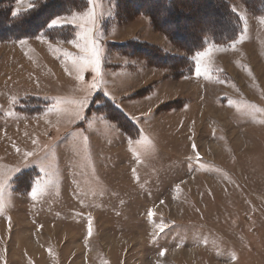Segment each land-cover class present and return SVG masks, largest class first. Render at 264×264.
<instances>
[{"label": "rangeland", "instance_id": "1", "mask_svg": "<svg viewBox=\"0 0 264 264\" xmlns=\"http://www.w3.org/2000/svg\"><path fill=\"white\" fill-rule=\"evenodd\" d=\"M196 1L188 35L239 24L190 49L88 0L71 39L0 41V264H264V9Z\"/></svg>", "mask_w": 264, "mask_h": 264}, {"label": "trees", "instance_id": "2", "mask_svg": "<svg viewBox=\"0 0 264 264\" xmlns=\"http://www.w3.org/2000/svg\"><path fill=\"white\" fill-rule=\"evenodd\" d=\"M16 0H0V41H8V40H17L28 36H36L43 35L50 38H63V39H71L74 35L75 29L73 26L65 24L58 27H50V21L56 17L60 16L72 11H79L85 9L89 2L88 0H31V7H27L25 9H21L17 15H13L14 11L12 10V3ZM115 1V14L114 19L117 21H122L123 18L128 19L133 17L135 13L145 14L148 16L150 22L156 23L155 21H159L162 27H165L164 30L170 32L172 36H177L179 40L190 39L192 41H196V45L191 47L190 49H197L198 46L201 45L202 40L204 42L208 39H216V34H218V30L221 29L222 24L229 28H234L239 24L237 20V14L232 13L228 10L226 13L228 14L225 17V22L218 23L217 20L212 23L207 24L208 28L203 29L201 31V24L196 23L193 26L192 34L188 35L186 33V29L191 23V19H194L189 16L191 15V10L189 7L185 6L190 1L197 2L196 0H114ZM211 1V0H208ZM212 8H218L219 5L216 3V0H212ZM252 3L255 5L256 9L263 10L264 9V0H252ZM149 9V10H148ZM185 13L186 19L188 17V21H181L180 18L183 17ZM182 15V16H181ZM192 25V24H191ZM160 26V28H162ZM221 26V27H220ZM64 33H68L67 35H63ZM202 39V40H201ZM214 41V40H213ZM112 46H116L119 48V51H124V47L128 46V42H119L112 43ZM149 47V46H148ZM187 51H189L187 49ZM132 54V53H131ZM163 57L164 53H162ZM135 55V54H133ZM190 52L185 56V66H179L177 70L185 71L184 68L194 66L191 64L192 60L189 57ZM149 57L152 59L159 57L156 56L155 53H149ZM162 58V57H161ZM167 58V57H166ZM180 60L183 58L182 56L178 57ZM191 69V68H190ZM103 97V103L108 102V98ZM102 104V103H101ZM114 109H116L119 113L123 114V112L111 104Z\"/></svg>", "mask_w": 264, "mask_h": 264}, {"label": "snow or ice", "instance_id": "3", "mask_svg": "<svg viewBox=\"0 0 264 264\" xmlns=\"http://www.w3.org/2000/svg\"><path fill=\"white\" fill-rule=\"evenodd\" d=\"M29 7H31V5H29ZM19 11L20 10L18 9L16 12L13 13V15H17ZM70 22L71 21H64V20H61V19L57 18V19H53L49 26L50 27H58V26H61L64 23H70ZM93 23H94V18H93ZM80 27L83 28V25H80ZM87 32H88V35H86V37H85V45H84V47L88 48L89 46H91V51H90V53L88 55H86L85 57H82V60L84 61L83 66H91L92 70L98 74L99 73V69H100V52L97 50L96 42L91 36L92 29H88ZM201 55H203V53H201ZM195 71L199 75L201 73L200 67L197 66ZM98 86L99 85L97 83V84H93L92 87L96 88ZM193 147H195V145H193ZM151 214L152 213L149 212V215H151ZM160 255L163 256L164 252L161 251Z\"/></svg>", "mask_w": 264, "mask_h": 264}, {"label": "crops", "instance_id": "4", "mask_svg": "<svg viewBox=\"0 0 264 264\" xmlns=\"http://www.w3.org/2000/svg\"><path fill=\"white\" fill-rule=\"evenodd\" d=\"M65 24H71V23H64V24H62V25H65Z\"/></svg>", "mask_w": 264, "mask_h": 264}]
</instances>
